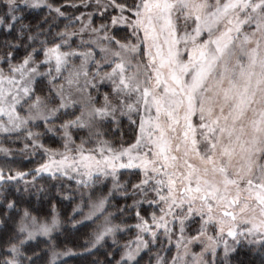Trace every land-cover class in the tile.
<instances>
[{"label":"snow or ice","instance_id":"snow-or-ice-1","mask_svg":"<svg viewBox=\"0 0 264 264\" xmlns=\"http://www.w3.org/2000/svg\"><path fill=\"white\" fill-rule=\"evenodd\" d=\"M242 245L264 255V0H0V264Z\"/></svg>","mask_w":264,"mask_h":264},{"label":"trees","instance_id":"trees-1","mask_svg":"<svg viewBox=\"0 0 264 264\" xmlns=\"http://www.w3.org/2000/svg\"><path fill=\"white\" fill-rule=\"evenodd\" d=\"M51 146L57 147L55 143H52ZM24 165L26 168H30L34 166L31 162L27 160L24 161ZM120 202H123V201L120 200ZM61 211H64V209H61ZM64 239H65L64 237H61L62 241ZM76 242L77 240L74 236L70 235L67 237V245L69 247L75 244ZM231 259L233 261V264H264V255H261L258 251H252L247 245L240 246L237 249L236 253L232 255Z\"/></svg>","mask_w":264,"mask_h":264},{"label":"rangeland","instance_id":"rangeland-1","mask_svg":"<svg viewBox=\"0 0 264 264\" xmlns=\"http://www.w3.org/2000/svg\"><path fill=\"white\" fill-rule=\"evenodd\" d=\"M127 177H123L122 179H126ZM117 199H120L119 197H117ZM123 201V200H122ZM121 203H123V202H121ZM129 203H131V201H129ZM146 207V206H145ZM151 210L150 209H148V212H150ZM145 214H147V213H145ZM129 223L130 224H134L135 223V216H134V214L129 218ZM133 231H135V229H133ZM127 238H129V237H125V239H127ZM242 246H245V245H242ZM196 251H199V248L197 247L196 248Z\"/></svg>","mask_w":264,"mask_h":264}]
</instances>
